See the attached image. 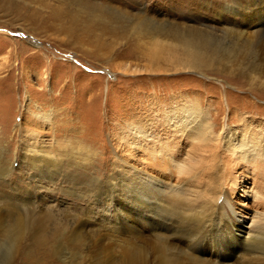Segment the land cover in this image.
Masks as SVG:
<instances>
[{"label": "rangeland", "instance_id": "obj_1", "mask_svg": "<svg viewBox=\"0 0 264 264\" xmlns=\"http://www.w3.org/2000/svg\"><path fill=\"white\" fill-rule=\"evenodd\" d=\"M262 18L264 0H0V264H123L132 253L152 251L150 216L124 194L120 159L173 182L179 175L166 170L175 168L172 159L196 167L228 163L220 173L227 194L244 213L261 209L258 197L245 196L264 200L257 165L233 162L219 139L182 135L167 116L195 106L217 136L228 126L264 139ZM149 27L200 28L219 62L154 69ZM238 53L243 65L226 69V57ZM28 106L30 117L50 113L49 122L33 125ZM141 127L152 138L144 141L148 150L139 147ZM23 129L43 136L50 164L40 153H32L35 161L25 157ZM65 139L74 148L56 144ZM157 141L175 152L160 166L152 153ZM22 224L26 232L12 254L6 236ZM71 231L89 240L75 242ZM142 264H152L151 255Z\"/></svg>", "mask_w": 264, "mask_h": 264}, {"label": "bare ground", "instance_id": "obj_2", "mask_svg": "<svg viewBox=\"0 0 264 264\" xmlns=\"http://www.w3.org/2000/svg\"><path fill=\"white\" fill-rule=\"evenodd\" d=\"M258 24L263 26L264 18L259 19ZM192 28L191 31H179L180 29L172 28L149 27L147 29L149 33L146 34L151 39L149 42V60L154 69L159 68L161 63H165V66L170 64L175 70L190 68L199 70L204 67L210 68L219 62L220 58L215 56L203 40L205 31L200 28ZM246 33L243 32V35H240L245 36ZM259 34L256 32V35ZM256 37L254 36V38ZM244 40L247 42L250 38L244 37ZM238 58L239 53L234 57L233 55L227 56L226 59L231 61L225 68L231 69L236 64L243 65L238 63ZM166 69L170 68L167 67ZM179 109L181 111L177 108L169 113L167 119L168 124L179 129L182 135H188L196 141L219 139L231 151L233 162L237 164L241 162L249 170L252 169L253 165H257V168L264 172V139L260 135L240 134L241 136H239L233 133L232 127L224 126L222 134L217 136L215 125L207 120L200 108L188 106ZM27 111L30 117L31 108L29 106ZM178 111L181 113L177 114ZM36 117L38 118L36 119ZM49 117L50 113H44L31 116L30 120L33 125L39 127L38 121H41L42 118L45 119V122H49ZM137 133H139L138 141L142 142L139 147L148 150L144 141L152 139L149 137V132L141 127ZM22 136L25 143L23 146L25 157H30L35 161L36 158L32 153H40L44 156V164H48L49 161H46V158L51 152L45 149L42 142L43 136L40 135L41 137H39V134L32 129H23ZM153 138L155 139V137ZM56 144L62 147L71 145L74 148L71 139H65L62 142L56 141ZM81 147L83 146L80 144ZM152 153L155 156L156 166L161 165L165 155H175L173 150L170 152L165 150L160 141L156 142ZM37 156L40 157L39 154ZM52 160L55 163L59 161ZM120 161L121 159L116 162V167L120 169L117 178L120 180V186L122 185L124 194L132 196L135 201L138 200V205L149 214L152 222L151 236L154 238L151 246L152 251L132 253L123 264H142V261L149 259L150 255L152 264H264V206L261 209L258 207L256 211L244 213L235 204V201L227 194L220 176L221 170L223 168L226 170L225 166L229 167L228 163L196 167V165L181 163L172 159L169 163H174L175 168L170 169L173 166L169 165L166 170L179 175V180L173 182L171 177L163 179L147 171L137 172L136 167L129 162ZM120 164L125 166L120 168ZM47 166L49 168V165ZM206 170L209 171L204 177ZM124 181L125 183H123ZM250 195L254 199L258 197L256 200L260 201L259 205H263V197L257 196L256 192L245 194L246 197H250ZM2 216L0 215V220H2ZM11 228L13 229H9V235L6 236L5 242L14 254L26 229L23 224ZM79 228L81 230L83 226L79 225ZM87 230L89 229L87 228ZM66 231V227L65 229H58L60 237L56 236V238L62 239L63 234L61 233L65 234ZM86 235L75 234L74 231H71L68 236L73 238L75 242L84 244L89 240ZM93 236H90L91 240ZM146 245H139V247L145 249ZM52 249L49 247L48 251H52ZM90 253L100 256L97 251Z\"/></svg>", "mask_w": 264, "mask_h": 264}]
</instances>
